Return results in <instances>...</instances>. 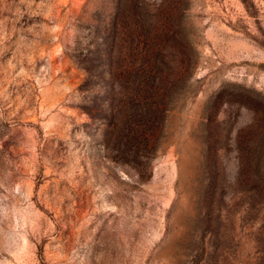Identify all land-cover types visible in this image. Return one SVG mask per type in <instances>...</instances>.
<instances>
[{
  "label": "rangeland",
  "instance_id": "374dc122",
  "mask_svg": "<svg viewBox=\"0 0 264 264\" xmlns=\"http://www.w3.org/2000/svg\"><path fill=\"white\" fill-rule=\"evenodd\" d=\"M0 264H264V0H0Z\"/></svg>",
  "mask_w": 264,
  "mask_h": 264
}]
</instances>
